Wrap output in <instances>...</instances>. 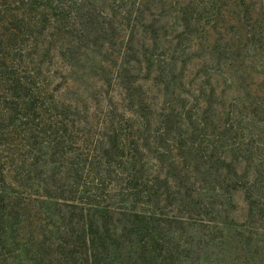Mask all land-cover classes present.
Listing matches in <instances>:
<instances>
[{
	"label": "trees",
	"instance_id": "1",
	"mask_svg": "<svg viewBox=\"0 0 264 264\" xmlns=\"http://www.w3.org/2000/svg\"><path fill=\"white\" fill-rule=\"evenodd\" d=\"M262 35L264 0H0V264L258 253Z\"/></svg>",
	"mask_w": 264,
	"mask_h": 264
},
{
	"label": "rangeland",
	"instance_id": "2",
	"mask_svg": "<svg viewBox=\"0 0 264 264\" xmlns=\"http://www.w3.org/2000/svg\"><path fill=\"white\" fill-rule=\"evenodd\" d=\"M264 36V35H262ZM241 65H243L245 68H249L254 75H259L262 79L264 77V37L261 41L253 45H247L242 47L241 51ZM258 89L260 90V95L264 94V82L262 80L258 81L257 83ZM229 91L227 94L232 97L234 94H230ZM260 123L263 122V119L258 121ZM243 168H239L240 171H242ZM245 203L243 199V192L238 191L234 194V211L233 215L235 217V222H233L235 225L241 227L245 226V229L253 227L252 223H245ZM262 228H264V224L262 225ZM239 231V232H238ZM237 233V240H240L243 243L242 249L238 251L237 256H233V258L240 259V261L243 264H264V251H261V249H264V242L262 239H257V237H260L261 235H257V237L254 236V243H257L260 245L259 252L254 253L255 247L253 246V243L250 241L248 245H245L243 240L248 239L249 234L255 235L256 231L251 228L249 231L244 232V230H238ZM244 233L243 236H240V233ZM249 233V234H248ZM248 234V235H246ZM233 236V234H232ZM231 241L228 243L230 244ZM230 245H228L229 248Z\"/></svg>",
	"mask_w": 264,
	"mask_h": 264
}]
</instances>
